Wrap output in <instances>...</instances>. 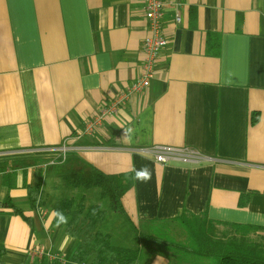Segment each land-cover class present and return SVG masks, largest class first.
Listing matches in <instances>:
<instances>
[{
	"label": "crops",
	"instance_id": "1",
	"mask_svg": "<svg viewBox=\"0 0 264 264\" xmlns=\"http://www.w3.org/2000/svg\"><path fill=\"white\" fill-rule=\"evenodd\" d=\"M164 1L169 42L154 78L86 132L141 73L144 1L0 0V243L6 264L69 260L78 240L55 224L54 203L82 190L67 179L95 170L133 174L121 202L135 226L187 209L264 227V0ZM64 140L71 149L60 162L54 149ZM157 144L192 147L207 159L164 164L139 151ZM141 172L149 179L137 178ZM37 184L40 202L32 205L27 187ZM244 194H250L246 203ZM126 222L109 212L104 227L121 238L130 230ZM37 244L66 262L32 256ZM151 264L168 262L157 256Z\"/></svg>",
	"mask_w": 264,
	"mask_h": 264
},
{
	"label": "trees",
	"instance_id": "2",
	"mask_svg": "<svg viewBox=\"0 0 264 264\" xmlns=\"http://www.w3.org/2000/svg\"><path fill=\"white\" fill-rule=\"evenodd\" d=\"M67 179L80 192L54 203L56 225L78 245L65 264H151L157 256L168 264H264V227L213 220L187 209L176 218L147 220L135 226L121 197L134 184L133 174H105ZM32 205L40 202V185H28ZM250 194H244L246 203ZM7 204L22 213L10 198ZM109 212L121 214L130 230L120 236L105 229ZM131 233L132 236H126ZM121 239V242H120ZM0 243V264H6Z\"/></svg>",
	"mask_w": 264,
	"mask_h": 264
},
{
	"label": "built area",
	"instance_id": "3",
	"mask_svg": "<svg viewBox=\"0 0 264 264\" xmlns=\"http://www.w3.org/2000/svg\"><path fill=\"white\" fill-rule=\"evenodd\" d=\"M145 6V16L148 22V32L143 40V51L145 54L144 63L142 65L141 73L136 81L131 85L126 94L118 96L110 105L103 106L99 114L89 121L86 127V132H92L96 125H99L101 119L109 112H115L117 107L128 98L133 92H142L154 78L156 61L160 52L168 44L169 39L163 24L164 15V0H143ZM180 14L176 13V22H180ZM71 147H69L68 140L54 150L58 152L56 157L58 161L64 162L68 158ZM140 152L152 156L157 162L170 163L180 162L187 164H199L207 158L201 152L192 147H176L169 145L157 144L151 147L140 148ZM57 159H55L57 161ZM32 256L43 257L49 256L53 260H61L66 262L58 255L47 253L41 244H37L30 249Z\"/></svg>",
	"mask_w": 264,
	"mask_h": 264
},
{
	"label": "clouds",
	"instance_id": "4",
	"mask_svg": "<svg viewBox=\"0 0 264 264\" xmlns=\"http://www.w3.org/2000/svg\"><path fill=\"white\" fill-rule=\"evenodd\" d=\"M137 178L141 179V180H147L149 179V177L145 174V172H141L137 174Z\"/></svg>",
	"mask_w": 264,
	"mask_h": 264
}]
</instances>
